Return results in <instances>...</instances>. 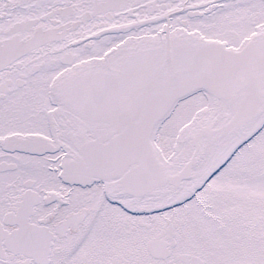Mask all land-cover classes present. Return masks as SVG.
<instances>
[{
	"label": "snow or ice",
	"instance_id": "1",
	"mask_svg": "<svg viewBox=\"0 0 264 264\" xmlns=\"http://www.w3.org/2000/svg\"><path fill=\"white\" fill-rule=\"evenodd\" d=\"M0 264H264V0H0Z\"/></svg>",
	"mask_w": 264,
	"mask_h": 264
}]
</instances>
